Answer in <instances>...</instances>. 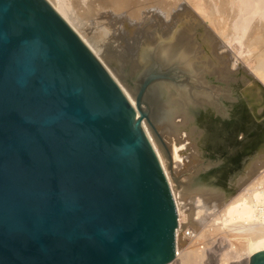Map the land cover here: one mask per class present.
Wrapping results in <instances>:
<instances>
[{"label": "water", "instance_id": "1", "mask_svg": "<svg viewBox=\"0 0 264 264\" xmlns=\"http://www.w3.org/2000/svg\"><path fill=\"white\" fill-rule=\"evenodd\" d=\"M152 80L180 82L144 72L137 112L47 0H0V264L174 259L175 203L141 125Z\"/></svg>", "mask_w": 264, "mask_h": 264}, {"label": "rangeland", "instance_id": "2", "mask_svg": "<svg viewBox=\"0 0 264 264\" xmlns=\"http://www.w3.org/2000/svg\"><path fill=\"white\" fill-rule=\"evenodd\" d=\"M66 1H69L68 4L71 10L75 11V16L81 18H77L79 21L76 19L75 22H73H81L79 23L80 27L76 23L77 29L81 34L83 33V36L87 33L84 37H86L88 41L95 45V48L99 50L98 52L101 54V57L105 59V63L109 65V67L116 74L118 73L117 75L122 80L127 82L132 92H134V95L144 80V72L150 71L154 67H158V72L175 70L176 78L180 82L152 80V85H146L148 91V100L145 102V104L149 108L147 111L149 118L146 120V122L150 130L156 133L158 142L157 145L158 147H162L159 148L160 151L165 154V156H167V160L169 161V167L167 170L169 171L172 169L174 174V179H171V184L174 190L176 192L178 191L180 197L184 199L183 201L185 204L187 203L186 205L188 206L186 207L190 210H194V208L198 209L199 203H196L194 199L190 202L189 197L192 196L191 199L198 198L199 195L201 196H199V198H202L201 201L205 203L200 204L204 205V207L210 205L208 207V211L204 210L202 212L203 215L201 213L198 216L196 214H192V218L190 217L188 220H182L183 233L185 232L186 236L183 237V233H179V235L183 238L182 239L180 237L179 239V241L182 240L179 242V251H181V248H187V246L191 248L192 246L193 248L196 246L198 249L200 248L201 250H204L205 254L200 259V262H196L195 264L228 263L227 260L225 261L221 257V254L223 253L222 251L225 249H230L232 246L234 248L235 244L236 246H239V242L234 240L235 243H233V239L231 238L233 236H231L230 233V230L232 229H229V227H223L220 216L222 213L221 210L225 204H227V202L236 198L238 195H240V193H245L248 195V193H250L252 190L255 189L256 191H259L264 187L262 184L263 181L261 183L262 175L264 173V83L260 75L261 71L255 70L251 66L255 59L254 53H256L258 49L251 48L252 50L250 51V48L248 49V46L245 45L246 43L242 41V43H240L238 39L234 37V32L231 30V24L233 23L231 17L234 19V15L236 14L237 16V12H235L234 9V12L233 10H229V7L224 10L225 12L223 11L220 13L219 11H207V9H211V6L209 7V3L212 5V0H175L176 2L174 1V3H172L168 9H164L163 12L154 11L156 15L154 13L152 14V11L148 12L149 14L146 13L147 11H143L144 13L139 12V14H136V12L131 13L130 11L131 15L129 14V17L131 16V19H133L130 21V19H127L129 17H125V15H117L120 17V19L117 16L114 17L113 14L117 12L116 7L112 5L107 4L105 6H101L100 3L99 7V5H95L97 2L94 4L92 3V0H83L84 5L82 4L81 0ZM87 1L91 2V4L89 2L91 6L87 3ZM197 6L204 7L206 12H198L196 10ZM84 8L86 12L84 11ZM90 8L92 10H90ZM169 8L172 9V11ZM133 13L135 15H133ZM108 14L112 15V17L110 15L109 17ZM136 15L141 16L142 18L140 17V19ZM112 18H114V20ZM222 18L224 20H222ZM160 19H164L165 21L162 22ZM228 19L230 20L231 24ZM188 25L190 27H188ZM82 26L88 28L86 29ZM177 28H181V30L179 29L180 34L182 32L185 34L190 32L187 38L191 36L190 38H195V41L198 42H195V44H199V46L196 45V47H200L201 49H198L201 61L198 60L196 63V68L200 69L203 66L208 67L207 70L202 68L203 77L200 78L198 75V70L194 71L195 74L197 73V80L191 76L192 72L189 71L190 69L186 68L184 63L182 64V62H180L181 60L179 58L176 59L175 56L180 53H178L176 49L179 51L180 47L174 48L175 50L173 49L174 52H171L173 53L172 58L167 57L168 59H163L161 56L160 58L157 54H155V45L158 39H162V36L164 35L166 37L164 36V39L162 40H166V38L169 40L168 37L172 36L173 34L177 36ZM118 31L120 32L117 33ZM132 41L134 44L138 42L137 48H135L133 54L134 57L130 56V49H128L133 46L130 45L133 44ZM153 41L155 43H153ZM243 43L244 45H242ZM215 45H217L216 48ZM146 48L148 50H146ZM218 49L221 50L219 51ZM216 54L218 55L216 56ZM231 60L234 61L232 64H235V67L232 65L229 66L231 64L229 61ZM249 60H251L252 63L249 62ZM224 61L227 63L225 64ZM231 67H234L235 69H232ZM191 70L193 71V69ZM157 83H165L172 90L182 88L186 89L187 91H192L194 87L200 86L199 88L201 89H208V92L211 94V96H209V98L189 97L187 102L178 100V104L175 103V105H173L174 102L169 101V99H167L164 94L160 95L158 91L153 92L151 90V87L154 89L156 86L155 84ZM149 86L150 88H148ZM150 91H152L154 95ZM190 99L193 100L190 101ZM159 106H162L164 109L176 106V110L173 112L174 114L172 113V116L170 115L171 119L170 116L166 119L163 115L161 116V113L159 112L157 114L154 113V110L156 111L155 108H158ZM183 112L184 115L179 117L176 116L178 113L181 114ZM181 120L186 121V128L180 130L177 129V132H172L171 121L175 123ZM192 126L193 132L196 133L195 135L192 133V137L190 138L187 132H189L188 129H190ZM173 127L175 126L172 125V128ZM178 135H182V139L181 137L179 138ZM184 137L186 139L183 140ZM194 138H196V144L195 150L192 151L190 149L191 146L189 143L194 140ZM173 141H175L174 144L175 147L177 146L176 149L178 153L181 152V154L179 153L180 157L177 159L179 160L178 162L176 160L173 161L174 159H172L171 149L173 145L171 143ZM188 146L189 150H187ZM175 162L177 163L175 164ZM205 199L206 201H203ZM193 204L197 206H194ZM257 206V208L264 211L263 204H258ZM198 220L202 221L198 223ZM255 222L257 225H259L261 221L259 222L258 220L254 221V223ZM201 231L206 232H204V235H201L200 237L198 235ZM227 233L228 237H226ZM193 234L195 235L194 237ZM189 235L191 236L189 237ZM197 236L198 239L194 240L193 238ZM224 236L227 240L228 238H231V240L227 241L225 239L222 242V237ZM217 242H220V244ZM189 247L188 249H191ZM184 249L182 252H184ZM182 252H180L179 255H182ZM232 260L235 259L231 258L229 261Z\"/></svg>", "mask_w": 264, "mask_h": 264}, {"label": "bare ground", "instance_id": "3", "mask_svg": "<svg viewBox=\"0 0 264 264\" xmlns=\"http://www.w3.org/2000/svg\"><path fill=\"white\" fill-rule=\"evenodd\" d=\"M76 1V0H75ZM82 4H83V0ZM80 1V2H81ZM95 4V2H97L95 5H99L101 3V6H105V5H112L114 7H116V12L117 13H111L113 14V16H117V15H125V17H129L130 11L132 12H136V14H139V12L144 13L143 11H147L146 13L152 11V14L155 12H163V10L168 9V7H170V5L172 3H174L175 0H92ZM177 1V0H176ZM175 1V2H176ZM184 1V0H183ZM210 1V0H208ZM206 1V2H208ZM213 4L211 5V3H209V7L211 6V9H207V11H211V12H216L219 11L223 12L224 10H226V8L229 7V10H235V12H237V16L236 14L234 15V19L233 17H231V19L233 20V23L231 24L230 20V24L232 25V32H234V37H236L238 39V41L240 43L244 42L246 43L245 45L248 46V49L250 48V51L252 49H258L256 51V53L252 52L255 54V59L253 64L251 65L253 69L261 71V78L262 81L264 83V0H212ZM211 1V2H212ZM47 2H49V4L54 8V10L65 20V22H67V24H69V26L77 33V35L81 38V40L85 43V45L91 50V52L95 55V57L99 60V62L103 65V67L105 68V70L109 73V75L113 78V80L116 82V84L119 86V88L121 89V91L123 92V94L126 96V98L130 101V103L133 105V107L135 108V110L137 111V107L135 105V95L134 92H132V90L130 89V87L128 86L127 82L125 80H122L110 67L109 65H107L105 63V59H103L101 57V54H99V50H97L95 48V45H93L90 41H88V39L86 37L83 36V33L81 34L80 31L77 29L76 27V23L79 25V23L81 22H75V20L78 18L76 17L74 14L75 11L71 10L68 2L66 0H47ZM90 2V1H89ZM89 2L87 1V3L89 4ZM85 3V2H84ZM72 4V3H71ZM78 4V2H77ZM81 4V3H80ZM91 4V2H90ZM89 4V5H90ZM188 4V3H187ZM79 5V4H78ZM84 5V4H83ZM88 5V7H89ZM177 5V4H176ZM73 6V5H72ZM91 6V5H90ZM188 6V5H187ZM80 7V6H79ZM84 7V6H83ZM100 7V5H99ZM98 7V8H99ZM107 7V6H106ZM147 7V8H146ZM76 8V7H75ZM73 8V9H75ZM87 8V7H86ZM95 8V7H94ZM105 8V7H104ZM179 8V7H178ZM83 9V8H82ZM103 9V8H102ZM107 9V8H106ZM112 9V8H111ZM143 9V10H141ZM159 9V11H158ZM170 9V8H169ZM80 10V9H79ZM90 10H92L90 8ZM98 10V9H97ZM96 10V11H97ZM109 10V9H108ZM141 10V11H140ZM172 11V9H170ZM173 10L175 11V9L173 8ZM196 10L200 13H204L206 12L205 8L202 6H197ZM233 10V12H234ZM83 11V10H82ZM85 11V8H84ZM83 11V12H84ZM110 11V10H109ZM115 11V10H113ZM155 11V12H154ZM169 11V10H168ZM173 11V13H174ZM82 12V13H83ZM86 12V11H85ZM138 12V13H137ZM225 12V11H224ZM232 12V11H231ZM171 13V12H170ZM208 13V12H207ZM227 13V12H226ZM149 14V13H148ZM165 14V13H163ZM213 14V13H212ZM217 14V13H216ZM110 14H108L109 16ZM128 15V16H126ZM131 15V14H130ZM133 15H135L133 13ZM142 15V14H141ZM156 15V14H155ZM154 15V16H155ZM168 15V14H167ZM222 15V14H221ZM98 16V15H97ZM112 17V15H110ZM109 16V17H110ZM137 16V15H136ZM159 16V15H158ZM157 16V17H158ZM173 16V15H172ZM218 16V15H217ZM223 16V15H222ZM225 16V15H224ZM119 17V16H117ZM134 17V16H133ZM138 18H140L141 16H137ZM205 17V16H204ZM230 17V16H229ZM80 18V17H79ZM78 18V19H79ZM142 18V17H141ZM140 18V19H141ZM150 18V17H149ZM164 18V17H163ZM191 18V17H190ZM200 18V17H199ZM206 18V17H205ZM215 18V17H214ZM217 18V17H216ZM77 19V21H79ZM81 19V18H80ZM114 20V18H112ZM120 19V17H119ZM127 19H130V21H132L133 19H131V16ZM126 19V20H127ZM165 19V18H164ZM161 20L162 22L165 20ZM170 19V18H169ZM168 19V20H169ZM210 19V18H208ZM207 19V20H208ZM74 20V21H73ZM106 20V19H105ZM158 20V19H157ZM201 20V19H200ZM222 20H224L222 18ZM221 20V21H222ZM81 21V20H80ZM129 21V22H130ZM191 21V20H190ZM205 21V20H204ZM216 21V20H215ZM112 22V21H111ZM120 22V21H119ZM156 22V21H155ZM167 22V21H166ZM171 22V21H170ZM202 22V21H201ZM84 23V22H83ZM92 23V22H91ZM109 23V21H108ZM133 23V22H132ZM224 23V22H223ZM75 24V25H74ZM87 24V23H86ZM90 24V22H89ZM112 24V23H111ZM114 24V23H113ZM229 24V23H228ZM77 25V26H78ZM83 25V24H82ZM117 25V24H116ZM147 25V24H145ZM161 25V24H160ZM190 25V24H189ZM188 25V27H190ZM87 26V25H86ZM104 26V25H103ZM119 26V25H118ZM162 26V25H161ZM168 26V25H167ZM179 26V25H178ZM80 27V25H79ZM83 27V26H82ZM117 27V26H116ZM229 27V25H228ZM86 28V27H83ZM88 28V27H87ZM86 28V29H87ZM113 28V27H112ZM141 28V27H140ZM80 29V28H79ZM100 29V28H99ZM144 29V28H143ZM178 29V28H177ZM181 30V28H179ZM178 29V30H179ZM183 29V28H182ZM124 30V29H122ZM148 30V29H147ZM156 30V29H155ZM177 30V36H175L174 34L169 38V40L166 38V40H162L164 39V36H162V39H158V41L156 42L155 45V54H157L159 57L161 56L163 59H168L169 57L172 58L173 53L174 52V48L180 47L179 51L176 49V51L179 53L177 54L176 59L179 58L180 62H182V64L184 63V65L186 66V68H189L192 72L191 76H193L194 79H198L197 73L195 74V70H198V75L199 78L203 77L202 76V70H207V66H203L202 68L198 69L196 68V63L198 62V60H200V53H199V48L196 47L199 46V44H195V38H187L188 34H185L184 32H182L180 34V30L178 32ZM82 31V30H81ZM85 31V30H84ZM142 31V30H141ZM186 31V30H185ZM214 31V30H213ZM120 31H118L117 33H119ZM220 32V30H219ZM152 33V32H151ZM155 33V32H154ZM146 34V33H145ZM144 34V35H145ZM163 34V33H162ZM184 34V35H183ZM208 34V33H207ZM136 35V34H135ZM140 35V34H139ZM148 35V34H147ZM224 35V34H223ZM158 36V35H157ZM215 36V35H214ZM217 36V35H216ZM119 37V36H118ZM137 37V36H136ZM150 37V36H149ZM153 37V36H152ZM155 37V36H154ZM159 37V36H158ZM166 37V36H165ZM210 37V36H209ZM219 37V36H218ZM90 38V37H89ZM134 38V37H133ZM234 38V39H236ZM125 39V38H124ZM132 39V38H131ZM138 39V38H137ZM156 39V38H155ZM171 39V40H170ZM189 39V40H188ZM197 39V37H196ZM148 40V39H147ZM216 40V39H215ZM128 41V40H127ZM139 41V40H137ZM175 41V42H174ZM217 41V40H216ZM226 41V40H225ZM242 41V42H241ZM133 42V41H132ZM136 42V41H135ZM144 42V40H143ZM149 42V41H148ZM97 43V42H96ZM125 43V41H124ZM138 43V42H137ZM137 43L134 44H130L132 47L128 48L130 49V56L134 57V51L135 48H137ZM147 43V41H146ZM150 43V42H149ZM153 43H155L153 41ZM198 43V42H196ZM224 43V42H222ZM244 43L242 45H244ZM152 44V43H151ZM148 45V44H146ZM101 46V45H100ZM201 46V45H200ZM214 46V45H213ZM231 46V45H230ZM235 46V45H234ZM239 46V45H238ZM102 47V46H101ZM148 47V46H147ZM217 47V45H215V48ZM237 47V46H236ZM235 47V48H236ZM213 48V47H212ZM243 48V47H242ZM252 48V49H251ZM100 49V48H99ZM104 49V48H103ZM174 49V50H173ZM227 49V48H226ZM238 49V48H237ZM144 50V49H143ZM146 50H148L146 48ZM201 50V49H200ZM214 50V48H213ZM212 50V51H213ZM217 50V49H216ZM219 51L221 49H218ZM247 50V49H246ZM245 50V51H246ZM103 51V50H102ZM218 51V52H219ZM232 51V50H231ZM129 52V51H128ZM145 52V50H144ZM230 52V51H229ZM232 53V52H231ZM242 53V52H241ZM251 53V54H252ZM146 54V53H145ZM230 54V53H229ZM234 54V53H233ZM236 54V53H235ZM249 54V53H248ZM114 55V54H113ZM218 54H216L217 56ZM243 55V54H242ZM147 56V55H146ZM237 56V55H236ZM241 56V55H240ZM248 56V55H247ZM131 57V58H132ZM160 57V58H161ZM168 57V58H167ZM174 57V58H175ZM234 57V55H233ZM252 57V56H251ZM136 58V57H135ZM240 58V57H239ZM238 58V59H239ZM246 58V57H245ZM234 59V58H232ZM251 59V58H250ZM206 60V59H205ZM223 60V59H222ZM230 60V59H229ZM201 61V60H200ZM136 62V61H135ZM231 62V64L229 66H234L232 63H234L233 60L229 61V63ZM237 62V61H236ZM249 62L252 63L251 60H249ZM206 63V62H205ZM225 63V61H224ZM227 63V62H226ZM225 63V64H226ZM250 63V64H251ZM135 64V63H134ZM132 65V64H131ZM206 65V64H205ZM224 65V64H223ZM238 65V63H237ZM240 65V64H239ZM209 66V65H208ZM225 66V65H224ZM201 67V66H200ZM235 67V66H234ZM233 67V68H234ZM215 68V67H214ZM228 68V67H227ZM232 68V67H231ZM230 68V69H231ZM232 68V69H233ZM237 68V67H236ZM193 69V71L191 70ZM235 69V68H234ZM221 72V71H220ZM247 72V71H246ZM190 73V72H189ZM253 74V73H252ZM216 75V74H215ZM256 77V76H255ZM203 80V79H202ZM199 81V80H198ZM258 81V80H257ZM260 82V81H259ZM204 83V82H203ZM156 86L154 87V89L151 87V90L153 92L158 91L160 93V95L164 94L167 99H169V101L174 102L173 105L178 104V100L179 101H184L187 102L189 100V97H207L209 98V96H211V94H209V90L207 89H201L199 87H194L192 91H187L186 89H174L172 90L167 84L165 83H157L155 84ZM210 87V86H209ZM150 88V86L148 87ZM241 88V87H240ZM218 89V88H217ZM150 90V89H149ZM152 91H150L152 93ZM212 91V90H211ZM213 92V91H212ZM214 93V92H213ZM225 93V92H224ZM153 94V93H152ZM217 94V93H216ZM154 95V94H153ZM213 96V95H212ZM193 98V99H194ZM212 98V97H211ZM193 99H190L193 100ZM153 100V99H152ZM195 100V99H194ZM208 100V99H207ZM170 102V103H171ZM200 102V101H199ZM172 104V103H171ZM243 104V103H242ZM159 105V104H158ZM157 105V106H158ZM156 106V105H155ZM243 106V105H242ZM173 107V108H172ZM170 108H163L162 106L155 108L156 111L154 110V113H161L160 115L164 116L166 119L169 118V116L176 110V106H172ZM181 107V106H180ZM220 107V106H219ZM160 108V109H159ZM258 108V107H257ZM260 108V107H259ZM161 111V112H160ZM138 112V111H137ZM174 114V113H173ZM176 114V113H175ZM154 115V114H152ZM184 115L183 113H178L176 116H182ZM157 116V115H156ZM172 116V115H171ZM170 116V119H171ZM176 121V120H175ZM196 122V121H195ZM171 124L176 128L173 129L172 125H171V129L172 132L175 131L177 132V129H183L186 128V121L185 120H181L178 122L173 123L171 121ZM141 125L143 130L145 131V134L147 135V138L149 140V142L151 143V146L153 147V150L157 156V159L162 167V170L167 178V181L169 183V187L173 196V200L175 203V208H176V212H177V227L175 229V256L174 259L171 261V263L169 264H195L196 262H200V259L204 256L205 252L204 250H201L200 248L198 249V247H194L192 246L189 247L187 246V248H181L179 251V242L182 241L180 239V237L182 238V236H186L185 232L183 233V221L184 219H190V217L192 218V214H196L197 216L200 215V213L202 214V212L204 210L208 211V207L210 206H205L200 204L203 203L201 201L202 198H190V202L191 200L194 199V201L198 204V209L194 210H190L188 209L185 204V202L183 201L184 199H182L178 193V191L176 192L171 184V179H174V174L172 169H170L169 171L167 170L169 167V161L167 160V156H165V154H163L159 148L162 147H158L157 145V136L155 132H152L146 122L145 119H142L141 121ZM191 126V125H190ZM169 128V127H168ZM199 129V128H198ZM189 132H187L189 134V137H192V133L193 132V126L190 127V129H188ZM179 132V131H178ZM182 132V131H181ZM196 133V132H195ZM194 133V135H195ZM181 134V133H180ZM184 134V133H183ZM182 134V135H183ZM182 135L179 136V138L181 137L182 139ZM187 137V138H189ZM186 139L185 137L183 138V140ZM182 140V141H183ZM178 141V139H177ZM181 141V140H180ZM179 141V142H180ZM188 141V139H187ZM175 141H173L171 144L172 146V159H174L173 161H179L177 160L180 157L181 152L178 153L177 151V146L175 147L174 144ZM183 143V142H182ZM179 144V143H178ZM181 144V143H180ZM195 144H196V138H194V140H192L189 145L191 146L190 149L193 151L195 150ZM229 145V144H228ZM181 147V146H180ZM187 150H189V146L187 148ZM264 153V152H263ZM260 154V153H259ZM258 156V155H257ZM262 156V155H260ZM258 159V158H257ZM260 159V158H259ZM264 159V157H263ZM175 162V164L177 163ZM255 163V162H254ZM256 165V164H255ZM259 165V164H258ZM255 167V166H254ZM248 169V168H247ZM244 177V176H243ZM246 177V176H245ZM243 180V179H242ZM263 181V183H262ZM220 183V182H218ZM261 183L264 186V173L262 175V179H261ZM217 185V184H216ZM206 188V187H205ZM201 189V188H200ZM252 189V188H251ZM202 191V189H201ZM200 191V192H201ZM193 192V191H192ZM182 193V192H181ZM208 193V192H207ZM206 193V194H207ZM199 194V193H198ZM193 195V194H192ZM210 195V194H209ZM182 196V195H181ZM195 196V194H194ZM215 196V195H214ZM218 196V194H217ZM201 197V196H200ZM206 198V197H204ZM208 198V197H207ZM210 200V199H209ZM188 201V200H187ZM200 201V202H199ZM203 201H206L203 200ZM208 203V202H207ZM191 204V203H190ZM189 204V205H190ZM195 204V203H194ZM193 204V205H194ZM205 204V203H203ZM258 204H263L264 205V187L263 189L256 191L255 189L252 190L250 193H248V195H246L245 193H240V195H238L236 198L232 199L231 201L227 202V204H225V206L222 208V213H221V222L224 228L229 227L230 233H231V237L233 239V243L234 240H237V242H239V246L235 244L234 248L232 246V248L230 249H225L224 251H222L221 253V257L226 261H228V263L226 262L225 264H248L249 261V256L258 251V250H262L264 249V211L262 209L257 208ZM200 205V206H199ZM202 205V206H201ZM197 206V205H194ZM257 206V207H256ZM190 207V206H189ZM203 207V208H200ZM197 208V207H196ZM188 209V210H187ZM211 209V208H210ZM190 210V211H189ZM213 210V209H212ZM205 213V212H204ZM203 215V214H202ZM196 217V216H195ZM200 217V216H199ZM204 217V216H202ZM194 218V217H193ZM197 219V218H195ZM202 219V218H201ZM203 220V219H202ZM202 220H198V223L201 222ZM259 220V225L256 224V222L254 223V221H258ZM194 222V221H193ZM197 222V221H195ZM220 223V222H219ZM258 223V222H257ZM261 224V225H260ZM204 225V224H203ZM208 225V224H207ZM206 225V227H207ZM212 225V224H211ZM218 225V224H217ZM200 226V225H199ZM219 226V225H218ZM215 227V226H214ZM213 227V228H214ZM208 229V228H207ZM218 229V228H217ZM228 229V230H229ZM232 231V232H231ZM206 232V231H204ZM203 231H201L199 233L198 236L201 237V235H204ZM179 233H183L182 236L179 235ZM226 233V232H225ZM189 234V233H187ZM198 234V233H197ZM196 234V235H197ZM191 235H189L190 237ZM195 235L193 234V237ZM198 236L193 238L194 240L198 239ZM199 237V238H200ZM226 237H228V233L226 234ZM226 237H222V242L223 240L226 239ZM231 238H228V240H231ZM183 239V238H182ZM227 240V239H226ZM227 240V241H228ZM190 241V240H189ZM193 241V240H192ZM221 241V240H219ZM184 242V241H183ZM182 242V243H183ZM226 242V241H225ZM218 243V242H217ZM181 244V243H180ZM220 244V242L218 243ZM223 245V244H222ZM228 245V244H225ZM233 245V244H231ZM191 248V249H188ZM184 249V252H182V250ZM182 252V255H179V253ZM180 256V257H179ZM235 259L232 261H229L230 259ZM221 260V259H219ZM224 264V262L222 263Z\"/></svg>", "mask_w": 264, "mask_h": 264}]
</instances>
